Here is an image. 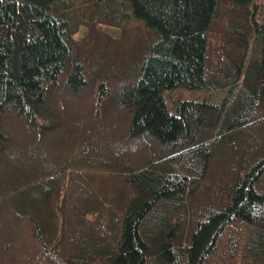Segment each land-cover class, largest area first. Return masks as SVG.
Masks as SVG:
<instances>
[{"label": "trees", "instance_id": "obj_1", "mask_svg": "<svg viewBox=\"0 0 264 264\" xmlns=\"http://www.w3.org/2000/svg\"><path fill=\"white\" fill-rule=\"evenodd\" d=\"M259 1L0 0V264H264Z\"/></svg>", "mask_w": 264, "mask_h": 264}, {"label": "rangeland", "instance_id": "obj_2", "mask_svg": "<svg viewBox=\"0 0 264 264\" xmlns=\"http://www.w3.org/2000/svg\"><path fill=\"white\" fill-rule=\"evenodd\" d=\"M259 3H260V6L263 8V10H264V0H260L259 1ZM82 19L83 20V25H86L87 24V22H89V20H88V15H87V13H81V14H79L78 15V17L77 18H75V19ZM130 26H132L134 29L136 28V31H134V33H138V35H139V37L141 38V39H143V34H142V32H141V29H140V27H138L137 28V26H136V24H134V23H130L129 24ZM102 28H103V30H105L106 32H109L110 30H112V28H110V27H108V26H102ZM112 32H113V34H115V35H117L115 38H116V40L118 41V42H124L125 41V37L121 40V36H123V33H122V30H120L119 29V31H114V30H112ZM85 35V27L83 26L82 27V29H81V31H80V34L77 36L79 39H81L83 36ZM140 40V39H139ZM135 41V40H134ZM133 41V42H134ZM125 48H127V47H125ZM130 49H133L134 50V53L135 52H137V50L139 51V49H140V44H137L136 46H130L129 47ZM122 50H124V49H122ZM99 51L100 50H98L97 52H98V56L100 55V54H104V53H99ZM110 52H113V53H117L116 52V50H114V49H112V50H109ZM125 51V50H124ZM124 55H128V54H125V53H121V54H119V55H117V56H115V57H124ZM130 55V54H129ZM198 95H199V92L198 91H189V90H185V91H183V93H182V97L183 98H195V97H198ZM179 96H180V94H179ZM56 100H69L70 102H75L76 103V101H77V96H73V95H71V94H69V93H65V92H61V93H59L58 94V96H57V99ZM171 100V99H170ZM84 102V101H83ZM58 105V104H57ZM61 105V104H60ZM49 106L50 107H53V105L52 104H49ZM107 108H108V106H107V104H104V105H102V106H100V107H94V114H96V115H98V116H102V117H104V116H106L107 115V113L108 112H112V108L110 107L108 110H107ZM57 110H58V108H57ZM59 110H61V109H59ZM55 143V142H54ZM53 143V144H54ZM49 144V143H48ZM50 146V145H49Z\"/></svg>", "mask_w": 264, "mask_h": 264}]
</instances>
